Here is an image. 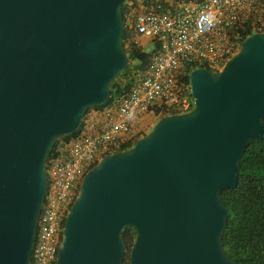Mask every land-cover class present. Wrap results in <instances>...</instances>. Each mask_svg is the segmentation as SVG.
Masks as SVG:
<instances>
[{
    "label": "water",
    "instance_id": "1",
    "mask_svg": "<svg viewBox=\"0 0 264 264\" xmlns=\"http://www.w3.org/2000/svg\"><path fill=\"white\" fill-rule=\"evenodd\" d=\"M127 0H0V264H31L47 161L129 66ZM193 108L159 118L83 176L55 264H235L228 208L252 140L264 139V32L217 72L188 74Z\"/></svg>",
    "mask_w": 264,
    "mask_h": 264
},
{
    "label": "built area",
    "instance_id": "2",
    "mask_svg": "<svg viewBox=\"0 0 264 264\" xmlns=\"http://www.w3.org/2000/svg\"><path fill=\"white\" fill-rule=\"evenodd\" d=\"M126 21L131 36L153 44L150 59L115 108L85 117L81 134L65 146V155L47 163V190L31 255V264H55L64 219L84 174L104 155L116 152L130 137L131 126L147 114L175 108L189 112L193 102L183 82L186 67L220 71L240 48L232 31L259 14L256 32L264 26V0H173ZM135 41V40H134ZM137 44V42L135 41Z\"/></svg>",
    "mask_w": 264,
    "mask_h": 264
},
{
    "label": "trees",
    "instance_id": "3",
    "mask_svg": "<svg viewBox=\"0 0 264 264\" xmlns=\"http://www.w3.org/2000/svg\"><path fill=\"white\" fill-rule=\"evenodd\" d=\"M152 1L144 0L147 7L150 6ZM127 2L122 7V14L125 28L123 42L124 46L128 45L126 53L129 66L125 72L113 81L106 104L93 108L99 111L105 107L115 108L117 101L127 94L133 82L137 79V76L143 73L150 59V54L144 52L135 43L127 29L126 15L129 12ZM160 3L165 8L168 7L164 1ZM253 15L244 24L235 27L232 31L233 35L237 34L240 37V43L243 39L257 31L253 23L259 18V14L256 13ZM260 16L262 18L261 20L264 21V13ZM261 32H264V26ZM133 62H137L138 65L132 67ZM195 68L196 66L186 67L182 78L186 86H188V74ZM189 97L191 99L190 94ZM176 113L175 108H170L160 116H158L157 112H155V115L161 118L165 115ZM85 117H87V114ZM82 125L73 135L61 138L55 142L47 161L48 164L51 160L65 155V146L73 138L81 134L83 130ZM140 137L142 136H130L124 144L117 148L116 152L130 148ZM221 196L224 206L229 210L222 239L226 255L235 264H264V139L262 141L252 140L248 144L240 162L236 189L224 190L221 192ZM121 234L127 246L124 264H128L129 251L135 239V231L131 227H125Z\"/></svg>",
    "mask_w": 264,
    "mask_h": 264
},
{
    "label": "rangeland",
    "instance_id": "4",
    "mask_svg": "<svg viewBox=\"0 0 264 264\" xmlns=\"http://www.w3.org/2000/svg\"><path fill=\"white\" fill-rule=\"evenodd\" d=\"M161 1H173V0H153L150 4L149 7H147L145 5L144 0H129L127 2V6L129 8V12L126 15L127 20H129L131 17H133L136 14H141V13H145L148 12L149 10H151V6L153 4H157L160 3ZM143 41H147V39L145 37H142ZM137 44L143 49L144 52L149 53L153 50V44L151 42H146L144 44V47H142V43L137 41ZM128 45H125V48H127ZM132 67H135L136 65H138L137 62H133L132 63ZM122 79V78H121ZM122 81V80H120ZM100 111L97 109H90L87 112V117L93 114H97ZM158 116L155 115V113L151 112V113H147V116L145 118H143L140 123H139V127H137L136 132L134 133L136 137H138V135L140 136H144L146 135L152 128V126L156 123V121L158 120Z\"/></svg>",
    "mask_w": 264,
    "mask_h": 264
},
{
    "label": "crops",
    "instance_id": "5",
    "mask_svg": "<svg viewBox=\"0 0 264 264\" xmlns=\"http://www.w3.org/2000/svg\"><path fill=\"white\" fill-rule=\"evenodd\" d=\"M262 12H264V9L262 10ZM262 14H263V13H262ZM131 38L134 39L136 42H137V41L141 42L142 44H143V43L145 44V43L147 42L146 40L143 41V39H142L141 36H134V35H132ZM144 44L142 45V47H144ZM146 116H147V114L141 116V117L137 120V122L131 126V129H130V132H129V135H130L131 137H132L133 135H135L134 133L136 132L137 127H139V123H140V121H141L143 118H145Z\"/></svg>",
    "mask_w": 264,
    "mask_h": 264
}]
</instances>
